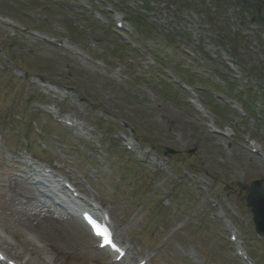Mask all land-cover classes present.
I'll list each match as a JSON object with an SVG mask.
<instances>
[{
	"label": "rangeland",
	"instance_id": "obj_1",
	"mask_svg": "<svg viewBox=\"0 0 264 264\" xmlns=\"http://www.w3.org/2000/svg\"><path fill=\"white\" fill-rule=\"evenodd\" d=\"M91 1L0 0L3 14L34 27L40 20L45 37L85 53L54 47L0 21V234L10 242L2 246L19 259L47 244L57 264H109L82 227L14 166H27V133L35 153L110 209L135 260L244 264L229 240L234 227L244 247L256 250L255 264H264V236L254 231L243 189L264 178V22L252 20L254 9L236 0ZM112 1L118 13L133 17L126 32L108 34L90 24L93 18L113 21L106 13ZM67 26L80 34L70 36ZM133 40L138 53L123 45ZM129 57L132 67H126ZM38 73L64 91L62 102L30 82ZM169 74L201 87L204 101L181 92ZM201 77L210 84L204 87ZM189 100L204 106L207 117ZM51 103L75 118L78 129L58 124ZM37 125L52 133L38 138ZM121 135L134 138L131 159L141 161L138 169L130 168L128 156L115 154ZM247 139L260 145V155ZM45 215L47 227L35 220ZM57 236L68 249L61 250Z\"/></svg>",
	"mask_w": 264,
	"mask_h": 264
},
{
	"label": "water",
	"instance_id": "obj_2",
	"mask_svg": "<svg viewBox=\"0 0 264 264\" xmlns=\"http://www.w3.org/2000/svg\"><path fill=\"white\" fill-rule=\"evenodd\" d=\"M240 3L246 6H253L256 8L257 17L264 21V17L261 14L260 3L256 1L239 0ZM262 179H257L251 182L249 186H246L247 195L246 203L247 206L251 207L253 212V219L256 224V229L264 234V186Z\"/></svg>",
	"mask_w": 264,
	"mask_h": 264
},
{
	"label": "bare ground",
	"instance_id": "obj_3",
	"mask_svg": "<svg viewBox=\"0 0 264 264\" xmlns=\"http://www.w3.org/2000/svg\"><path fill=\"white\" fill-rule=\"evenodd\" d=\"M36 184L39 188L43 189L47 194L48 193H51V189L54 188V187H57L59 184L56 182V181H48V180H36ZM35 220L38 222V223H41L42 225H44V227H47V223L50 222V217L48 215H45L43 217H36L35 216ZM71 221L74 222L73 224H77L78 226L81 227V225L78 223V221L76 219H72L71 218ZM84 232L83 235L86 236L87 235V232L84 228H82ZM88 237V235H87ZM56 242L57 244L60 246L61 250H65V249H68V246H65V242H62V240L59 238V236L56 237ZM80 242V241H78ZM0 243H3V244H6L5 243V240H3L1 237H0ZM81 245H83L85 242L81 241L80 242ZM75 246V242L73 241L72 243H70V248H73ZM128 249L129 251L131 250L130 246H128ZM35 257H39L38 254H36L33 258L30 259V261L28 263H25V264H34V258ZM58 258V257H57Z\"/></svg>",
	"mask_w": 264,
	"mask_h": 264
},
{
	"label": "snow or ice",
	"instance_id": "obj_4",
	"mask_svg": "<svg viewBox=\"0 0 264 264\" xmlns=\"http://www.w3.org/2000/svg\"><path fill=\"white\" fill-rule=\"evenodd\" d=\"M98 234H100V233H98ZM104 243H105V244H109V245H111V247L114 248V249H116L117 252L120 251V249L117 248V246H116L115 244H113L112 241H111L110 239L105 238ZM117 259H119V256L117 257Z\"/></svg>",
	"mask_w": 264,
	"mask_h": 264
}]
</instances>
